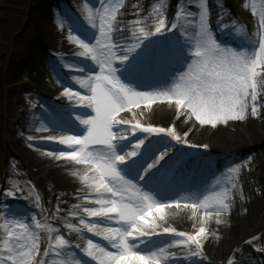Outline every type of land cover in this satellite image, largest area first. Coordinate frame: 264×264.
<instances>
[{"label": "bare ground", "instance_id": "obj_1", "mask_svg": "<svg viewBox=\"0 0 264 264\" xmlns=\"http://www.w3.org/2000/svg\"><path fill=\"white\" fill-rule=\"evenodd\" d=\"M25 1L0 0V88L3 86L6 91V119H2L0 115V127L2 129L4 122L10 127L4 134L0 129V171L3 173V180L10 178L11 172L7 170L5 157L6 153L8 157L10 154H16L18 159L13 155H10L9 159L12 166L15 162L19 163L15 169L18 178L26 180L22 171L28 175H40L37 180L44 183L45 199L36 200L35 195L31 196L30 188L25 189L27 195L10 199L8 203L7 198H0V259H7L8 249L12 248V245L8 246V241L15 237L14 233L18 230L17 227L12 229L11 225H6L8 216L12 210H21L32 215L42 212L47 215V219L52 220L47 232L50 234L48 239L42 237L44 225L37 224L33 230L28 229L29 234L38 237L36 243L39 244V253L33 257V262L81 264L82 258L85 257L88 264H92L89 258L93 257L85 252L90 242L97 246L92 249L94 257L100 258L102 262L107 259V252L116 251L115 241L108 238L107 229L119 227L120 221L118 218L102 221L101 218L92 217L84 211L86 207H101L97 200L108 197L96 194L93 188L94 173L88 164L72 160L67 155L61 156V152L67 153L71 149L77 152L93 151L92 146L83 147L59 142L62 136H75L77 133L87 135L88 126L82 123V120L91 118L95 112L74 94L80 92L81 96L89 95L88 75L98 74L100 66L91 58L92 53L84 56L82 54L86 49L83 46L77 48L70 42L73 40V34L66 21L59 20L58 24H53L52 18L58 20L60 15L62 0H30L28 5ZM91 1L95 3L93 31L86 36L88 42L85 43V38L83 43L95 50L96 41H89L102 39L100 28L107 25L104 31L108 32L111 40L103 41L104 44L116 43L120 49L116 50L118 55L128 52L126 46H134L132 38L129 40L134 28L132 23L127 22L130 14L113 13V0ZM159 1L136 0L133 4L134 10L131 11L136 13L139 28L146 36L141 39V44L136 49L139 51L140 47L146 46V49L150 50L147 56L138 58V68L133 74L136 84L152 83V90L142 91L120 79L137 92L152 93L156 99L150 104L148 101L144 105L121 112L118 118L130 120L132 123L139 122L145 126L172 129L186 143L178 141L167 131L149 133L140 129L129 132L124 126H118L115 130L124 133V138L118 139L123 155L136 152L135 156L118 164L121 165V175L128 180H131L129 172L147 169V173L145 170L141 171L144 176L141 183L147 182L150 179L148 177L152 175L153 178V174L148 173L158 167V164L152 168H149V165L157 160L161 153L166 152L168 146L174 144L179 148L178 151L155 171L154 178L156 175L168 176L166 173L172 164L180 159V162H183V173L171 177L155 196H149L164 207L160 212L153 210L155 219L150 226L154 230L153 235L134 237L133 243L136 250L142 254L156 252L161 257V264H242L253 254L248 250V243L258 249L253 250L255 253L264 250L258 244V236L253 230L245 228L246 224L255 222L257 211L260 209V201L251 196L253 190L249 185V181H252L253 186L257 185L258 173L248 176L235 172L238 168V159L235 161L234 154L236 150L228 145L227 139L232 136L231 129L237 124L257 135L264 134V87H261V93L256 94L255 101L249 97L242 120L219 121L215 125L201 124L186 107L177 106L175 98H170V93L179 77L188 72V66L195 59L194 55L183 53V49L195 44L198 39L197 28L194 23H182L175 37H172L177 38L175 46L171 45L168 49L162 47V32L156 33L155 29L160 21H164V15L154 14L151 9ZM124 2L130 4L131 1ZM190 3L193 4L191 1ZM81 7L77 5L75 8L84 18H88L91 9L88 10L84 5L81 10ZM193 9L194 6L188 11L190 17L193 15ZM11 14H15V17H10ZM22 20L28 26L24 39L18 38L16 33ZM122 23L126 25L124 29L121 27ZM117 26L123 29V34L116 31ZM109 32H112V35ZM148 33H151V38H147ZM10 48L14 53L19 52L20 56L8 54ZM136 49L130 53L133 54ZM74 57L84 64L80 66L72 63ZM5 63L6 77L1 74ZM122 63L123 61L118 60L114 66L117 68ZM162 65L166 66L167 71L158 72L157 66ZM177 68L180 70L176 71ZM55 69L62 75L57 74L60 78L56 76ZM160 79L161 82H155ZM65 86H70L73 94L66 95ZM144 101L147 100L140 103ZM253 106L256 107V114H252ZM49 136L56 139H46ZM4 139H7V143ZM38 145L53 150L60 149L57 152L49 151ZM195 145L197 146L191 147ZM114 151L121 155L117 148H114ZM180 162L177 165H180ZM219 168L220 171H217ZM227 172L232 173L233 178L225 177ZM224 181L232 185L224 192L223 203H218L217 187ZM132 184L134 186L126 196L146 194L141 185L137 186L133 181ZM168 187H180L181 190L174 192L175 189L170 190ZM193 201L198 203L196 208H193ZM92 225L96 227L93 228ZM200 227H203L205 232L200 236L199 248L191 241L183 247L177 246L179 233H184L185 236L193 235L199 232ZM163 228L172 229L174 232L163 234ZM61 237L67 243L61 244ZM246 238L248 240L244 242ZM129 242L132 243V239ZM239 248L243 253L236 251ZM193 251L199 254L193 255ZM169 253H175L176 257L181 258L174 259ZM255 253L253 259L245 264H260Z\"/></svg>", "mask_w": 264, "mask_h": 264}, {"label": "snow or ice", "instance_id": "obj_2", "mask_svg": "<svg viewBox=\"0 0 264 264\" xmlns=\"http://www.w3.org/2000/svg\"><path fill=\"white\" fill-rule=\"evenodd\" d=\"M206 16L207 13L204 12L199 17L195 59L188 66V72L179 77L171 90L170 98L174 97L176 105L180 108L186 107L201 124L215 125L219 121L242 120L249 97L252 101L256 100L255 89L258 83L264 87V80H257L258 66L264 69V43H260L258 53L253 52L251 55L222 48L213 39L212 32L206 23ZM105 27L107 25L100 28L102 39L96 40L95 50L81 41L86 49L82 55L87 56L92 53L91 58L100 66L98 74L88 75L89 95L84 97L80 92L74 94L95 112L91 118L82 120V123L88 126L87 135L59 138L62 144L92 146L93 151L71 150L67 153L61 152V156L67 155L72 160L88 164L94 173L93 188L96 194L100 197H108V199L97 200L101 207H86L84 211L92 217L101 218L102 221H112L114 218L120 221L119 227L107 229L108 238L115 241L116 251L107 252V259L101 264H161V257L156 252L142 254L136 250L133 240L134 237L153 235L154 230L150 227L155 219L153 210L160 212L164 205L153 201L146 194L125 195L134 185L131 180L121 175L117 165L118 162L135 156L136 152L119 155L114 151V141L124 138V133L115 129L118 126H124L129 132L140 129L149 133L167 131L178 141L182 143L186 141H183L172 129L145 126L139 122L132 123L130 120L118 118V115L129 110L130 106L139 107L140 101L152 102L156 97L152 93L137 92L121 82L114 65L118 60H126L127 56L117 54L116 50L120 51V49L116 43L104 44L103 41L111 40V36L104 31ZM163 27L164 22L160 21L155 29L156 33L161 32ZM171 27L174 29L176 25L172 24ZM116 31L124 33L119 26ZM139 46L138 42L132 48L126 46V50L131 52ZM69 94H73L71 87L66 91V95ZM251 111L252 114H256V107L253 106ZM46 139L55 140L56 138L49 136ZM166 155L167 152L161 153L160 157L149 165V168L157 165ZM147 171L146 169L145 173ZM6 195L14 196L15 192L9 191ZM91 227L95 228L96 225ZM20 228L22 235L14 239L13 247L8 249L7 259H0V264H13V262L14 264H34L33 257L39 253V244L36 243L38 237L28 233L27 225H21ZM173 232L172 229L163 228V234ZM204 232L205 229L200 227L199 232L193 235L185 236L184 233H179L177 246L183 247L191 241L199 248L200 236ZM9 235L12 234L9 233ZM130 239L132 243L129 242ZM60 243L65 244L67 241L61 237ZM95 247L97 246L90 242L89 248L85 249L86 254L94 257L95 253L92 249ZM160 251L163 252V249ZM198 254L193 251V255ZM169 255L174 259L181 258L176 257L175 253H169ZM40 264H43V261Z\"/></svg>", "mask_w": 264, "mask_h": 264}, {"label": "rangeland", "instance_id": "obj_3", "mask_svg": "<svg viewBox=\"0 0 264 264\" xmlns=\"http://www.w3.org/2000/svg\"><path fill=\"white\" fill-rule=\"evenodd\" d=\"M30 0H26L25 4L28 5ZM91 0H66L65 2L61 1V7H60V15H58V20L56 18H52L53 24H58L59 20H64L67 22V27L72 30L73 34V40L70 42H74L76 40V34L77 32L73 31L72 28L74 25L78 24L77 21L81 23L85 27V29L91 31V28L93 27L94 20H95V14L94 4ZM130 4L124 2V0H113L114 3V10L113 13H120V14H130V19L127 20L128 23H132V26L134 27L133 30H131V36L132 43L135 45L136 43L141 44V36L145 35L142 34V30L139 28V24L136 19V13L132 15L131 11L133 9V4L136 2V0H130ZM141 1V0H137ZM193 2L192 3H190ZM156 5L151 8L153 10L154 14H161L162 20L164 19V27L162 28V33L160 34V42L161 46L167 49V45L169 47L172 45L173 47L176 44L177 38L172 39V37H175L176 31L180 29V25L182 23L185 24H192L194 23V26L197 28V35H198V22H199V15L206 12V23L208 24L213 39L216 41L217 44H219L222 48L236 51V52H244L249 55H251L253 52L258 53L259 52V45L260 43H264V0H160L159 2L155 3ZM79 5L80 7L83 5L87 6V9H91V13H89V17L84 18L79 10H77L75 7ZM83 6L80 8L83 10ZM194 6L193 9V15L190 17V13L188 12L190 7ZM68 7L70 9H68ZM198 11V12H197ZM73 15V16H72ZM239 15V16H238ZM10 17H15V14H11ZM77 21L75 20V18ZM21 20V19H20ZM244 20V22H243ZM160 23V22H159ZM158 23V24H159ZM175 24L176 28H172L171 25ZM26 22L22 20L19 23L18 29L16 30L17 36L20 39H24L25 33L27 30ZM123 29L125 28L124 23H122ZM128 27V25H127ZM93 29V28H92ZM28 35V34H26ZM147 38H151V35L147 36ZM198 43V39L195 40V44H190L187 46L183 51H187L191 55H194L195 57V51L196 46ZM252 48H249V47ZM73 48V46H71ZM176 48V47H175ZM11 51L8 52V54H13V50L10 48ZM150 51V50H149ZM148 50H142L133 52L131 54L130 52H124L121 55L127 56L126 60H123V70L124 72V78L121 77L120 74V67L117 68V75L122 78L124 81L131 83L132 87H134V83L131 81H128L127 79H130L133 74V69L130 70V67L133 63L129 61V59L145 56L147 55L145 52H149ZM132 52V51H131ZM17 56H20L19 52L14 53ZM142 54V55H139ZM69 57V56H68ZM72 63L79 64L80 66L83 65L82 62L78 61V58H73ZM6 68L7 63L2 66L1 74H3L4 77H6ZM57 70V69H55ZM135 71V70H134ZM257 71L259 73L257 80L262 81L264 80V70L261 69L259 66L257 68ZM58 73V71H55V74ZM59 74V73H58ZM71 74V73H70ZM60 75V74H59ZM57 76V74H56ZM60 78L61 76H57ZM66 89L69 88V86H65ZM1 90V103H0V115L2 119H6L5 117V99H6V91L5 88L2 86L0 88ZM139 89L142 91L146 90H152V84H149V86H141ZM262 88L260 84L258 83L257 88L255 89V93L259 94L261 93ZM148 101L141 102L140 105H144ZM151 102H148L150 104ZM132 109V106H130V110ZM10 128L9 125H7L5 122L3 123L2 129H0L4 132ZM231 132H233L232 136H228L227 142L228 145L231 146L234 150H236L235 154V161L238 162V168L235 172H240L241 175H244V173L248 176L253 175L254 173H258V183L256 186H253L252 181H249L250 188L253 190L251 196L258 198L260 201V209L257 211L256 214V220L252 224H246L245 228H249L253 230L252 232L258 236V244L261 245L264 249V134H256L253 133V131L245 130V128L240 127L238 124L234 126V128L231 129ZM40 135V133L38 134ZM7 143V139H4ZM4 142V144H5ZM199 145H202V143H198ZM238 145V146H237ZM39 147L44 148L45 150L49 151H55L52 148H48L46 146L38 145ZM191 146V147H196ZM178 149L175 147L174 144H171L166 148L167 155L162 159L160 164H163L164 161L167 159L169 155H171L174 151ZM9 150V148H8ZM72 150V149H71ZM10 153H12L9 150ZM13 155L14 158L18 159V156L16 154H10ZM10 155L8 157V154L6 153L5 157V163H7V170H10L11 175L9 179L3 180V173L0 171V198L5 197L7 198V203L10 201V199L13 198H22L28 193L25 191V189L30 188L31 196H36V200L42 201L45 199L43 190L45 189L44 183L42 180H37V178L40 175H35L33 173L27 174L24 171H22V174L24 175L26 180H21L18 178V173L15 171V169L19 166V163L15 162L12 166V162L9 159ZM21 169V168H20ZM221 168L217 169V171H220ZM6 170V171H7ZM22 170V169H21ZM142 170V169H141ZM145 169L143 168V171ZM4 171V170H3ZM18 171V170H17ZM216 171V170H215ZM19 172V171H18ZM218 173V172H217ZM225 177H231L233 178L232 173L227 172ZM157 183L162 184L159 182L158 179ZM232 185V183H229L227 181H224L223 184L220 183L217 187L219 201H222L225 198L224 192ZM176 190L180 191V188H177ZM12 191L15 192L14 196H7L6 193ZM2 203V202H1ZM193 205H196L193 208H196L198 203L193 201ZM37 224L44 225L45 229L43 231L42 237L44 239H48L50 236L48 232V228L50 225H52V220L50 218L47 219V215L39 212L36 215H32V213L28 211H21V210H12L8 216V222L6 225H11L12 229L14 227H17L18 230L14 233L15 237L10 239L8 241V246L12 245L14 243V239L17 237H20L22 235V229L20 228L21 225H27V229H34ZM94 239V238H92ZM248 238L244 240L246 242ZM248 250L250 252L255 253L253 250L258 251V249L253 245L248 243ZM3 248V246H2ZM1 249V246H0ZM237 252L243 253L241 251V248L236 249ZM261 253H255L257 255V258L260 261V264H264V250L259 251ZM249 253V252H248ZM9 254V253H8ZM7 254V255H8ZM253 254L249 255L246 259V261L242 264H245L248 261H251L253 259ZM85 258V257H83ZM82 258L81 264H84V259ZM93 260L95 264H100L101 260L100 258L93 257L89 258V260ZM225 262H222L220 264H224ZM34 264H40L37 262H34Z\"/></svg>", "mask_w": 264, "mask_h": 264}]
</instances>
